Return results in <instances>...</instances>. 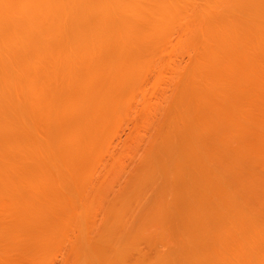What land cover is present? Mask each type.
Wrapping results in <instances>:
<instances>
[{
	"label": "bare ground",
	"instance_id": "obj_1",
	"mask_svg": "<svg viewBox=\"0 0 264 264\" xmlns=\"http://www.w3.org/2000/svg\"><path fill=\"white\" fill-rule=\"evenodd\" d=\"M150 87L174 95L105 202L94 170ZM72 217L89 264H264V0H0V264H47Z\"/></svg>",
	"mask_w": 264,
	"mask_h": 264
},
{
	"label": "rangeland",
	"instance_id": "obj_2",
	"mask_svg": "<svg viewBox=\"0 0 264 264\" xmlns=\"http://www.w3.org/2000/svg\"><path fill=\"white\" fill-rule=\"evenodd\" d=\"M173 95H174L173 91L169 90V91L157 93L152 89V87H150V88H148V91H147V102L140 101L139 104L134 103L133 106L130 108L128 116L122 117L121 120L117 123V135L115 138L112 139L113 144L111 147V149H112L111 157H109L108 154H106L104 159L101 161L99 167H97L94 170V174L92 176V178H93L92 184L94 183L93 184L94 188L92 189V191H94L96 189L99 190L102 188L101 193L104 194V196H105V197H103V198H105L104 199L105 202H107V200H108V199L106 200V198H111L114 194L119 192V189L125 183V181L126 180L128 181L130 179V177H131L130 175H132L131 173H133L135 171V169L138 165V162L141 159V157L145 151V148L146 147L148 148L149 143H150L153 135L155 134L156 127L161 123V121H159L160 117L157 116V113H161L165 109V107L167 105V103H166L167 97L172 98ZM142 105H147V111L143 109ZM145 117H147V119ZM104 178H107L108 180H106ZM103 180H106L107 182L104 183ZM92 184L90 185L91 188H92ZM74 197L77 198V196H75V195H74ZM171 197H172V195L170 196V198ZM173 197H175V195ZM168 199H169V197H168ZM170 200H171L170 202L168 201V206L171 209L170 212H173V211L175 212L178 210L177 213H179V208H181L182 205L179 204L177 201V206L175 205L176 209L173 210L171 208V206H172L171 203H173L175 201H172V199H170ZM77 201H80V200L78 199ZM77 201L74 202V204H77V206H76L77 216L76 215L75 216H76V218H78V220H80L78 215L81 216V218L83 220H80V221L81 222L83 221V223H84V220L87 221L86 217L88 215H90L91 213L86 214V213L82 212L83 210L80 206L81 203H79ZM92 204H93V206H95L97 204V201L96 200L93 201ZM169 204H171V206ZM246 205H248V204H246ZM244 208H245V206H244ZM246 208L248 209V207H246ZM182 210L185 212L183 207H182ZM177 213L175 212L174 214H171V217L173 219L174 217L172 215L175 216V214H176L177 219L175 218L173 220L174 221L173 225L174 226L176 225L175 220L177 221L178 225H176V228L175 227L172 228V226H171V232H170V235H168L169 239L174 237L173 241L175 242V246L173 245V243H171V246L174 247V258L176 260H178L180 257L178 255L180 248H177V247L181 246V244H183V243L191 241V240H188V239H190V236H188L189 234L186 235L187 237L185 236V234H186L185 230H187L186 224H185V226H181V224H180L181 221L179 222V219H178L180 217L178 216L179 214H177ZM74 214H76V212L72 213V215H74ZM182 215H183V213H182ZM76 218L73 219V217H72V220H71V218L68 220V222L73 221V220L74 221L71 222L72 224H70L69 227L65 231H62L64 233H62V232L60 233V235L62 234V236L60 237V235H59V239L60 238L61 239L59 240L57 238L56 239L57 243L56 242L55 243L53 242L54 244L51 243L53 245L50 244L52 246L50 248H49V244L44 245V247H42L39 250V252H38L39 256L38 257H42L41 253H43V254L45 253L46 256L48 255L47 259L45 260V261L48 260L47 264H64L65 261L67 263L70 262V264L71 263L72 264H78V263L89 264V261H87L88 263H86L87 258H90V257H88L89 255H87V253L93 254L94 252H96V250L93 251V249H95V247H94L95 245L93 244L94 242H93V239L91 237H90V239H92V240H88V242H87V240L84 241L82 238V237H84V236H82V234H84L83 232L86 231L85 232L86 234H84V235L85 236L87 235L88 230L86 229L87 228L86 226L88 224L86 222H85L87 224L86 226L84 224L80 223V227L83 225L81 228H84L85 230L79 228L80 230H82V231H80L81 236L79 235V230H78L79 223H77V221H76L77 224L74 223ZM91 219L92 218H90L89 220L91 221ZM91 227H93V225ZM183 227H185L186 229H184ZM64 228H65V226H64ZM88 229H89V227H88ZM93 229L98 230L95 227H93ZM91 231L93 232V230H91ZM182 231H184L183 232V234H184L183 238L181 235ZM89 235H90V233H89ZM89 235L86 236V239ZM95 235H96V232L94 233V236ZM180 235H181V237H180ZM79 236L81 237V239L80 238L79 239L82 240V242L80 240H78ZM184 237H185V239H184ZM180 238H181V240H180ZM186 238H187V240H186ZM74 243H76L75 249L76 248L78 250H80L79 248L82 249V251L80 250L81 253H84L87 251L86 254L84 253L85 255H81V253H79V251L78 252L76 251L77 253H79V255L82 256V257L79 256V259L81 258L80 261L77 258L79 261V262L77 261L78 263H75L76 260L74 259V257H73V259L75 261L71 260V255H73V254H71L72 253L71 252L72 251L71 246L74 245ZM92 245H94V246L92 247ZM84 249H85V251H84ZM45 254H44V256H45ZM69 254H71L70 255L71 261L69 260ZM94 254H97V252ZM74 256H76V255H74ZM83 257H85V259ZM93 257H95V256H93ZM95 258H94V260H95ZM91 259L93 260L92 257H91ZM91 259H89L90 263L94 264L93 261L91 262ZM41 260H42V258H40V261ZM43 260H44V258H43ZM43 260L41 261V262H43L42 264H44ZM81 261H83V262H81ZM41 262L38 264H41ZM66 262H65V264H66ZM95 262H96V260H95ZM97 264H98V262H97Z\"/></svg>",
	"mask_w": 264,
	"mask_h": 264
}]
</instances>
